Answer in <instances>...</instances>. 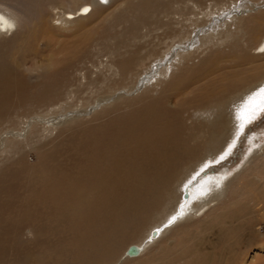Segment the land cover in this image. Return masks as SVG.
<instances>
[{"label":"bare ground","instance_id":"obj_1","mask_svg":"<svg viewBox=\"0 0 264 264\" xmlns=\"http://www.w3.org/2000/svg\"><path fill=\"white\" fill-rule=\"evenodd\" d=\"M12 1L13 6L0 3V36L11 33L7 46L0 47V127L18 117L15 112L23 106L48 110L19 119L20 123L13 129L0 130V264H110L119 242L132 236L138 220L158 208L156 206L163 200L164 208L156 214L152 225L136 242L127 244L120 258L122 262L211 264L213 260L209 255L213 254L217 240L203 234L210 233L218 222L217 216L228 207L212 210L207 216L211 219L197 222L200 224L196 223V228L185 225L175 232L169 228L196 218V214L204 212L211 203L217 202L218 206L226 182L245 163V171L232 182L242 181L250 173L252 181L248 189L249 182H241L243 192L234 201L247 195L252 198L250 204L253 202L256 208L262 205L259 213L264 216V152L261 154L264 132L252 136L246 133L264 114V62H260L264 58V12L260 10L258 14L256 11L257 15L241 18L239 23V29L251 35L256 53L242 46L240 40L235 41L230 32L225 37L230 40V52L217 49L199 64L187 62L177 69L174 79L171 71L177 63L187 61L212 41L209 33L198 41L194 36L200 37L197 33L208 24L205 17H212L214 8L199 17L202 12H196L201 6L196 4L198 0L190 1H195V7L186 3L185 7L178 8L145 0L140 7V30L129 34L123 47L113 36L109 41L112 47L97 49L102 57L111 54L107 62L100 59L94 65L98 72L84 73L67 86L61 82L64 73L75 66L79 57L89 54L91 45L81 56L64 61L54 71L56 62L52 57L41 64L35 62L36 41L38 37L51 34L47 21L54 7L61 8L52 15L58 26L63 28L70 24L76 31H82L93 19L103 17L97 5L99 0H60L59 6L47 0H35V5L23 0ZM93 5L97 6L94 11ZM244 5L237 7L234 14L240 15L255 7V3ZM207 8L205 6L204 10ZM158 13L168 18L179 15L183 20L177 27L159 21ZM24 26H30L28 33H20ZM142 29L147 32L142 34ZM161 29L163 33L154 36L157 43L148 40ZM131 47L132 51H123ZM105 50L109 53L102 55ZM168 55L176 60L165 67L171 62ZM28 60L33 63L27 66ZM157 60L167 62L159 64ZM224 64L229 66L221 68ZM202 70L210 78L195 90L194 100L183 99L174 110L168 107L159 110V105L168 106L172 92L178 99ZM38 71H41L40 77L32 83L27 73ZM168 75L171 80L163 87L160 98H147L140 105L125 107L124 111L119 108L121 105L107 111L115 102L126 101L131 94L139 95L147 85L155 88L164 85ZM243 84L249 86L238 90ZM63 86L65 92H60ZM122 88L128 89L127 92ZM78 95L85 98L86 104L81 101L82 105L72 109L69 116L56 115L62 110L59 103L74 100ZM53 98L57 101L53 102ZM101 107L104 113L98 116L96 113ZM194 107H197L195 117L202 119L204 124L199 123L197 135H193L207 137L208 146L203 158L186 166L176 179L187 150L182 147L179 117ZM92 113L94 116L87 121ZM73 124L80 125L71 130ZM54 132L57 137L46 141ZM194 136L192 139L196 140ZM243 136L249 137L250 147L247 157L243 158L245 161L231 173L227 170L218 173L219 164L233 154ZM28 146L37 151L38 159L34 164L27 160ZM259 153L263 156L256 162ZM236 204L241 206L239 202ZM169 232L172 235L170 246L174 243L175 251L163 248ZM25 235L33 240L28 243ZM157 243L162 245L160 251L152 252L151 247ZM208 244L214 248L210 249ZM228 249L226 245L223 257ZM145 256L148 257L144 260Z\"/></svg>","mask_w":264,"mask_h":264},{"label":"rangeland","instance_id":"obj_2","mask_svg":"<svg viewBox=\"0 0 264 264\" xmlns=\"http://www.w3.org/2000/svg\"><path fill=\"white\" fill-rule=\"evenodd\" d=\"M23 1L27 2L26 4H32V5H35L38 2V0H36L37 2L35 0H28V1L23 0ZM47 1L54 4V6H59L58 4H59L60 0H47ZM83 1L84 2H91L92 0H83ZM144 1L145 0H107V1L99 0L97 5L100 6L98 8L104 14L103 17L101 19H93L88 24L86 29H84L82 31H79V30L76 31L74 26L73 25L70 26V24L65 25L66 27H63V28L58 26L59 23H57L56 20L54 21L52 15L55 14L56 11L60 10L61 8L60 7H54L55 9L50 10L49 19L47 21L48 22L47 24H48L49 28L51 29V31H50L51 34L49 36L47 35L44 37H38V39L36 41L37 45H38V49L36 50V54L33 55V56H36L35 62L37 64H41L42 61L46 60L49 57H52L53 58L52 60L54 62H56L55 68H54V71H56L58 69V67H60L61 63L71 59L74 56H76V57L81 56L82 53H84L85 50H87L88 47L91 45V48L89 49L90 55L86 54V56L84 55L81 58L79 57L75 66L72 69H70L69 71L64 73V75L61 79V82H64V85L68 86L73 81L76 82V80L80 76H83L84 73H90L93 70H94V73L98 72V70L96 68H94V65L98 64L100 59L102 62H107V60H108V58H110L111 54H108L109 52L107 50H105L102 55H106V54H108V55L102 57L100 54H97V49L103 48L105 46L106 47H108V46L112 47L113 43L112 42L110 43L109 41L113 36L116 37L115 41L117 40L116 42L121 44V47H123L122 43L126 42L125 39L128 38L129 34L136 33L137 29L140 30L141 26H140L139 19H141L140 17H141V12H142L140 7L142 6ZM190 1L191 0H156L157 3L162 2V5L170 6V8L171 7H175V8L185 7L186 3H189L188 4L189 7H191V6L195 7V1L191 2V3H190ZM197 2H199V3H196V4H198V5L200 4L201 6H199V9H196V12H200V13L202 12V14H200L199 17H204L203 12H210L211 11L210 9H213V8H214V10H212V11H215V13H214V15H212L213 18L211 16L205 17L208 24L204 25L200 29V32L197 33L200 37H197L198 35H196L197 38H195V36H194V40L198 41L199 38H201L205 34L208 36V33H209L210 39L212 41H210V43L208 45L204 46L202 49H200L194 55L192 54L191 58L188 59L187 61H182L181 63H177V66L171 71V73H172L171 77H173L174 79L176 77L175 75L177 74V69H179L183 64H185L187 62H189L190 65L199 64L200 61H202L204 58H206L209 54H211L213 51H215L217 49H225L226 52H230L229 48H231V47H228L229 44H231L230 40L225 39L226 35L229 34L230 32H232V34L234 35V38L236 39V40L234 39L235 41L240 40V43L246 49H248L252 53L257 52L255 50H253V47L255 45L251 44L252 43L250 41L251 35L247 32V30L241 31L239 29V23L241 22L240 21L241 18H244V17L248 18L249 16L257 15L255 13L256 11L258 14L260 13V10H261V12H264V5H263L264 0H257V1L256 0L255 1H250V0H238V1H235V0H219V1H217V0L216 1L215 0H198ZM234 2H237V3H234ZM0 3L1 4L4 3L8 6H13L15 4V3H13L12 0H0ZM219 3H220V5H219ZM244 3H246V4L244 5ZM254 3H255V7H253L252 11L242 13L240 15H235L236 10H238L239 8H242L243 5L244 6L254 5ZM210 4H214V7L210 6ZM215 4H216V7H215ZM259 4H261V5H259ZM257 5H258V7H257ZM205 6H208V8L204 10ZM209 7H212V8H209ZM229 7H230V9H229ZM237 7H238V9H237ZM18 8L21 9L20 7H18ZM200 8L203 9V11H200L201 10ZM255 8H257V9H255ZM91 9H93V11H94L97 9V6L93 5ZM161 10H162V8L159 11H161ZM220 10H221V12H220ZM19 14H21V13H19ZM238 16H240L239 19H237ZM157 18L159 21H162L164 23H171V24L177 25V27H179L178 23L183 20V17H179V15L170 16L168 18V17H164L163 15H160L159 13L157 14ZM185 23H187V22H185ZM152 28H154V26ZM29 29H30V26H24V28L20 29V33H24V32L28 33ZM158 31L155 32L154 34H152V36H150L148 38V40L149 41L152 40L153 43H157L158 40L156 38L154 39V36L157 35V33L162 34L164 30L161 29ZM146 32H147V29H144V30L142 29V31H141L142 34H145ZM10 34L11 33L3 34L2 36H0V47L3 48L5 46H7V43L9 42V38L11 37ZM212 35L214 38L211 37ZM162 47H164V46L162 45ZM194 49H192V51H194ZM130 50L132 51L133 48L131 47V48L123 49V51H130ZM85 57H86V59H84ZM168 57L171 60V56L168 55ZM81 60H82V62H81ZM175 60H176V57H175V59L172 58L170 63H168L167 61L162 62V60L161 61L157 60V61L159 64L167 62V64L165 65V67H167V65L173 63V61H175ZM260 62H264V58H262V60ZM32 63H33L32 60H30V61L28 60L26 64L28 66ZM228 66L229 65L224 64L221 66V68L225 69ZM23 70H25V68ZM204 71L211 72L209 70H204ZM225 71H229V70H225ZM40 72L41 71L34 72L32 74L27 73V75L30 76L32 83L36 82L39 79ZM171 77H170V75H168V78H166V82L164 85H159V87H156V88L150 87V86L148 87V85H147L146 87H144V91L141 92L139 95L138 94H134V95L131 94L130 96L127 97L126 101H125V99H124V101H117V102H115L113 107L111 106L108 108V110L107 109L106 110L112 111L114 108L121 105V107H119V108L124 111V110H126L127 107H129L132 104L133 105H140L141 103L146 101L147 98L148 99L152 98L153 100L160 98V93H161L163 87H165L169 83V81L171 80L170 79ZM209 78H210L209 76H207L203 73V70L200 71L196 77L192 78V82H191L192 85L187 86L186 91L178 99H176L174 97L175 92H172L169 95V97H171V99H170V103L168 104V106L159 105V110L162 111L164 109V107H168L169 109L174 110V109H176L177 104L181 100H183V99H185L186 101L194 100L193 98H195L197 95L195 90H197L198 87H203L206 84V81L209 80ZM117 79L120 80L119 77ZM154 84L155 83H153V85ZM246 85L247 84L240 85L239 89L238 88L237 89L238 90L245 89L249 86V84L247 86ZM160 86H162V88H160ZM62 88L63 89H61L60 92L61 91L65 92V87L63 86ZM124 89L122 88V91L128 90L126 88H124ZM234 94H236V93L234 92ZM86 96L87 95H84V97H86ZM76 97L77 98L74 100H69L66 102L62 101L61 102L62 104L59 103V106L62 107V110L60 109L61 113L57 112L56 115H60L63 113V115L65 116V115H68V113L70 114L71 110L75 109L77 105L79 107L82 105L81 101H83V100H84L83 103L86 104L85 98H83L80 95H78ZM225 97H227V95ZM56 101H57V99L55 100L53 98V102H56ZM219 101H220V98H219ZM33 105H35V104H33ZM208 106L211 107V105H208ZM196 108L197 107H194L190 110L188 109L187 111L181 113L180 117H179L180 121H181V122L180 121L179 122H180V124H182V128H181L182 138H183L182 147H185L187 150L185 151L186 153H183L182 160H184V162L181 160V165L179 167V170L176 173V175H177L176 179H178L183 174L184 168L189 167L191 165V163L194 164L196 161H198V159L200 160L201 157L204 156L203 153H205V152H203V151L208 146V142H206V141H208V140H206L207 137H204L203 135L201 137V135H199L201 138H199V136H198V138H195L196 136H194V135H197V131L200 128V124H202V123L204 124L202 119L200 120V119H197L195 117V115L197 113ZM51 109H53V108H51ZM102 109H103V107L99 108V110H98L99 112L96 113L98 116H100L99 114L104 113V112L102 113V111H101ZM47 110L48 109L45 107L38 109V108L30 106V105L18 108L15 112V116L19 114L18 117L13 118L14 120H12L9 123H3L0 127V130L5 129V131H7L8 129H13L16 125H18L20 123V120H22V118H25V119L31 118V117L36 116L38 114L40 115L42 113H45ZM79 111H81V108H79ZM94 114L95 113H92L90 115L91 117L88 116L87 121H90L91 118L94 116ZM75 115H76V113H75ZM68 118H70V117H68ZM168 118H171V117H168ZM79 125L80 124H77V125L73 124V125H71L70 128L72 130L74 127L76 128ZM61 128H63V125L58 128V131ZM65 128L64 129L68 131V127H65ZM55 132L52 134L53 136H49L50 138L48 137L46 139V141L47 140L52 141L53 139H55L57 137V133H55ZM263 132H264V114L259 118V120H257L253 125L250 126V128L247 130L246 133L249 134V136H252L254 134H259V133L263 134ZM193 136L196 140L192 139ZM248 138L249 137H247V136H243L241 138L240 144H239V146H237L235 148L233 154L229 158H227V160H225L224 162L219 164V166L217 167V170L219 171L218 173H222L225 170H227L229 173H231L232 172L231 170H234L235 167L238 168V166L242 165V163L245 161L243 158H245V156L247 157V154L250 151V150H248V148H250ZM195 142L196 143L198 142V143L196 144ZM262 142L263 141H261V143ZM183 145H185V146H183ZM263 152H264V148L262 149L261 154H263ZM25 153H27L26 155H27V160L29 163L34 164L37 162L38 156H37V151L35 149L30 148L28 146L27 151ZM245 153H246V155H245ZM261 154L259 153L260 158H257L256 162L261 160V158H262L261 156H263ZM213 165H215V164H213ZM245 165H246V163H245ZM245 165L241 166L239 171L238 172L236 171L233 175H231V177L226 182L227 186L225 187V193H224V196L219 200L218 206L216 205L217 202L211 203L208 207L209 209L207 208L204 212L202 211L201 213H197L196 218L190 219V221L186 220V221H183L181 223L178 222L169 228V230H172L175 232V230L179 229L181 226L186 225L185 227L188 228L190 226L195 225L197 222H203V221L207 222L211 219V218L207 219V216L210 212H212V210L219 209L221 207L222 208L228 207L223 212V214H220L217 216L218 222L214 223L213 229L210 231V233L203 234V236L206 238H211V239L215 238L217 240V244H216V247H215L213 254L209 255L210 259L213 260V263H211V264H264V216L259 213L262 210L261 209L262 205L260 207L256 208L253 202H251V204H250V200L252 198H248L247 195H245L241 200L234 201L237 198L238 194L240 192L241 193L243 192V189H240L241 188V185H240L241 182L242 181L243 182L244 181L249 182V184L246 185V188L248 189L249 188L248 186H250V183L252 181V178H250V176H251V173H250V175L248 177L246 176L242 181L232 182L233 179H235L240 174H242L243 171H245L244 168H247ZM255 189H258V187H255ZM231 202H232V204H230ZM236 202H239V204L241 206L236 204ZM248 203H249V206H246ZM242 205H245V206H242ZM156 207H158V208L153 207V209L155 208V210H153L152 212L147 214V216L146 215L142 216L139 219L140 221L138 220V223H137L138 225H136L134 227L133 233L130 234L132 236H128L126 239L121 240V244H123V245H121L119 242L120 246L118 245L117 250L114 251L113 256H112V260L110 261V264H112V263L113 264H125L124 262H122L123 260H121L120 258L123 255V252L127 247V244L129 245L130 243L136 242L141 236H143L144 232L147 230V228L150 226V224L156 220V218H155L156 214L161 213V211L163 210L164 200L160 201L158 206H156ZM226 214H227V216L225 219L224 216ZM196 219H198V220L195 221ZM182 223H184V224H182ZM199 224L197 223L196 225H199ZM196 225H195V228L197 227ZM222 229H223V232L220 235V232ZM171 232L168 233V235H167L168 237L165 238V241L163 244V248L166 249L167 251H169V250L175 251V246H173L174 243L172 244V246H170V244L172 243L171 240L169 241V239H171V236H172V235H170ZM219 235H220V237H219ZM28 237H30V236L25 235L24 240L27 241L28 243H30L31 240H33V238L30 237L29 240H27ZM130 237H131V240H130ZM173 239H175V238H173ZM123 240H125V242ZM175 241H176V239H175ZM226 245H228L229 249H228L226 256L223 257L222 252H223V249ZM154 246L151 247L152 252H159L160 248L162 247V245L160 246V245H158V243L155 244ZM208 247L210 249L214 248L213 246H211L209 244H208ZM119 248H121V249H119ZM147 257L148 256H145L143 259L145 260V258H147ZM119 259L121 261H119ZM143 259H142V261H143ZM127 264H130V263H127Z\"/></svg>","mask_w":264,"mask_h":264}]
</instances>
